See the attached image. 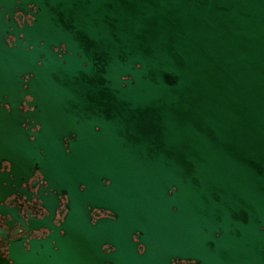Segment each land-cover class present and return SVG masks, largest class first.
<instances>
[{"label":"water","instance_id":"95a60500","mask_svg":"<svg viewBox=\"0 0 264 264\" xmlns=\"http://www.w3.org/2000/svg\"><path fill=\"white\" fill-rule=\"evenodd\" d=\"M3 162L0 264H264V0H0Z\"/></svg>","mask_w":264,"mask_h":264},{"label":"flooded vegetation","instance_id":"af4514ba","mask_svg":"<svg viewBox=\"0 0 264 264\" xmlns=\"http://www.w3.org/2000/svg\"><path fill=\"white\" fill-rule=\"evenodd\" d=\"M30 16H22L19 23L23 21H29ZM10 39V38H9ZM30 99L27 97L22 106L21 110L23 112H28L30 109L26 106V103ZM8 171V165L3 162L0 165V173ZM33 183V186H32ZM51 195V192H45V185L39 180L37 173L29 180L27 185H19L13 189H7L6 184L2 183L0 186V213L8 212L14 215V220L16 219H25L32 218L35 220H40L47 218L48 212L40 206L41 200L46 194ZM47 196V195H46ZM60 199V198H59ZM64 200L60 199L58 202V207L54 211L53 224L57 225L60 220L61 212L63 211ZM109 216L108 212L105 211H94L92 213V218L97 217H107ZM47 234V231L40 229L37 232L31 234L33 238L44 237ZM25 236L23 229L19 224L11 222L9 218L2 217L0 215V260L7 259V242L10 240H15L19 237ZM105 248V246L103 247ZM172 264H195L192 261L177 259L172 262Z\"/></svg>","mask_w":264,"mask_h":264}]
</instances>
